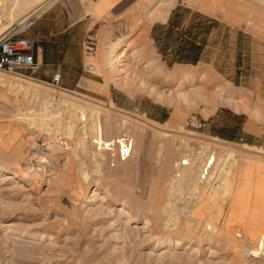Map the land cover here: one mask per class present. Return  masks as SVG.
I'll return each instance as SVG.
<instances>
[{"label":"rangeland","instance_id":"obj_1","mask_svg":"<svg viewBox=\"0 0 264 264\" xmlns=\"http://www.w3.org/2000/svg\"><path fill=\"white\" fill-rule=\"evenodd\" d=\"M140 1L47 0L42 9L32 5L5 22L0 34L34 13V25L22 35L34 39L37 67L17 76L0 73V264H264V251L249 255L257 244L244 227L254 225L255 236L264 238V0H175L170 11H190L180 22L184 37L192 24L202 23L196 34L205 44L196 64L169 63L159 54L155 38L169 14L163 23L140 21L120 35L138 18L131 8ZM41 43L54 47L60 63H42L36 48ZM115 44L134 50L131 75L107 64ZM128 57L121 65L129 64ZM24 83L35 93L16 88ZM73 102L125 122L116 130L128 144L127 157L118 151L91 156L75 136L67 137ZM207 158L214 161L204 179L200 166L189 180L182 162L203 165ZM249 173L259 190L252 199L259 202L251 199L247 209V200L234 205L227 195L239 179L244 181L238 186H245ZM223 184L228 191L219 189L212 203L213 188ZM106 193L116 201H100ZM235 212H248L240 214L248 222ZM206 219L212 230H204ZM146 221L149 228L141 230ZM166 237V245L153 246Z\"/></svg>","mask_w":264,"mask_h":264},{"label":"bare ground","instance_id":"obj_2","mask_svg":"<svg viewBox=\"0 0 264 264\" xmlns=\"http://www.w3.org/2000/svg\"><path fill=\"white\" fill-rule=\"evenodd\" d=\"M47 1V0H46ZM45 1V2H46ZM44 2V1H43ZM42 1H40V0H0V7L2 8V10L5 12V13H3V23L1 22L0 23V33L4 30V28H5V22L6 21H8V20H12L14 17H18L19 15H21L26 9H28L30 6H34L33 8L34 9H37V10H40V9H42L45 5H46V3L44 2L43 3ZM174 2H175V0H141L138 4H136V6L132 9L131 8V14H132V16H133V18H136V16H138V18L135 20V21H133V22H131V24H130V26L128 27H126V29L124 28V29H121V30H119V32H120V35H125V34H128V33H131V30L133 29V28H135L138 24H139V22L140 21H142V22H144V23H153V22H161V23H163V22H165V20H166V18H167V16H168V14H169V11H170V9L172 8V6H173V4H174ZM135 5V4H134ZM30 8H32V7H30ZM130 9V8H129ZM1 10V9H0ZM2 11V12H3ZM128 13H129V11H128ZM127 13V14H128ZM126 14V13H125ZM131 14H128V15H131ZM124 15V14H123ZM127 15V16H128ZM136 15V16H135ZM1 16V17H2ZM135 16V17H134ZM1 17H0V19H1ZM24 17V16H23ZM125 18H127V17H125ZM129 18H130V16H129ZM132 18V19H133ZM122 19H124V18H122ZM131 19V20H132ZM125 21L126 20H129L128 18L127 19H124ZM134 20V19H133ZM130 21V20H129ZM121 22V21H120ZM127 22V21H126ZM141 22V23H142ZM124 23V22H123ZM123 23H120V24H123ZM129 23V22H128ZM126 24V23H125ZM122 26V25H121ZM125 27V26H124ZM133 27V28H132ZM120 28V27H119ZM118 30V29H117ZM119 35V36H120ZM126 37V36H125ZM115 38V37H114ZM121 38H123V37H121ZM115 42H117V41H115ZM113 43V42H112ZM119 43V42H118ZM133 43V42H132ZM132 46V45H131ZM129 47H130V45H129ZM127 53H129V57L127 58L130 62H129V64L127 63V65L126 66H123V65H121V63L122 62H125V54H127ZM105 56V55H104ZM93 56L92 55H89L88 56V60L90 61V62H93L94 60H93ZM135 58H137V56H135V52H134V50H128V49H126L125 47H124V45L122 46V45H117V44H115L114 45V47H113V49H112V51H111V55H110V57L108 58V63L107 64H109L110 66H111V64L113 65V64H116V67H124L123 69H118L117 70V72L118 73H123V74H127V73H133V72H131V68L129 67L130 66V64H131V60L132 59H134L135 60ZM95 59V58H94ZM107 62V61H106ZM95 64V63H94ZM93 64V65H94ZM105 65V64H104ZM133 66H135L134 64H133ZM115 67V66H114ZM111 68V67H110ZM113 68V67H112ZM115 69V68H114ZM113 72H115L116 73V70H114ZM128 74V75H129ZM131 75V74H130ZM20 81V80H19ZM28 83V82H27ZM25 84V83H24ZM18 87H17V86ZM15 86H16V88H19V90L20 89H22L23 91H25V92H28V91H32L33 93H35V89H34V87L33 86H29V85H26L25 84V86H22V85H20V84H16ZM10 87V86H9ZM17 92V91H16ZM44 94V93H43ZM36 95V94H35ZM34 95V96H35ZM36 97V96H35ZM35 97H33L34 99H35ZM64 97V96H63ZM32 98V97H31ZM47 99V98H46ZM69 99V98H68ZM40 101H42L41 99H40ZM44 102H45V100H44ZM33 103V102H32ZM46 103V102H45ZM62 103V102H61ZM41 104L44 106V103L43 102H41ZM40 104V105H41ZM47 105V104H46ZM90 105V104H89ZM43 106H42V108H43ZM40 108H41V106H40ZM69 108H71V112H69V114L67 115V122H65L66 124H64V125H66L65 126V130H66V135H67V137H70V138H74V137H71V136H75L76 138H77V144L79 145V147H80V150L83 152V153H85V152H87V151H90V155L91 156H97V157H99V158H101L103 155H106L107 154V152H110L111 154L112 153H115V152H117L118 151V155H120V156H122V157H127V155H128V144L126 143V140L123 138V136H119L118 135V132H117V130H116V128L118 127V129L119 128H122L123 126H125V122H123V121H121V122H118V121H113V120H111V118L109 117V115L108 114H106V113H103L102 114V112H100V110L98 109V108H95V106H83V105H79V104H76V103H71V105H70V107ZM43 110H46V109H43ZM66 110V109H65ZM68 110V109H67ZM104 112V111H103ZM63 113V112H62ZM59 114V113H58ZM102 116V119L100 118ZM43 117V116H42ZM46 117V116H45ZM50 118V117H49ZM53 119V118H52ZM52 119H50V120H52ZM57 119V118H56ZM61 119H63L62 117H61ZM114 119V118H113ZM57 120H55V122H56ZM39 124V123H38ZM42 124V123H41ZM62 124V123H61ZM48 125V124H47ZM52 125V124H51ZM43 127H45L46 125L44 124V122H43V125H42ZM41 126V127H42ZM57 126V125H56ZM42 127V128H43ZM47 128V127H46ZM61 128H63V127H61ZM130 128V126H128L127 125V127H125V134L127 135L126 137H127V140H128V142H129V140H130V137H131V130L129 129ZM64 130V131H65ZM124 134V133H123ZM124 134V135H125ZM54 139V138H53ZM68 139V138H67ZM56 140V139H55ZM55 140H54V142H55ZM71 140V139H70ZM131 142H132V140H131ZM55 145H56V142H55ZM57 146V145H56ZM49 147H51V145L49 146ZM76 147V146H75ZM50 149H52V151L53 150H57V147H51ZM60 149H62V148H60ZM60 151V150H59ZM75 153V152H74ZM87 154V153H86ZM34 155V154H33ZM115 155V154H114ZM29 158V157H28ZM122 160H124V158H122ZM210 159L209 158H207L205 161H204V163H203V165H201V162H198V160L197 159H189L188 161H183L182 162V165H184L185 167H183V172H184V174L185 175H187V177H188V179L189 180H191L192 181V179H194V176H195V169H197L198 167H200L201 166V168H200V173H198L199 175L198 176H200L201 178H203L204 179V175H203V171L205 170L207 173H208V169H207V166L210 168V166H212L213 165V161H214V159H211V161H209ZM243 160V159H242ZM246 160V159H245ZM94 161V160H93ZM236 161V160H235ZM250 161H253V160H250ZM260 161V160H259ZM257 162V161H256ZM200 164V165H199ZM222 164V163H221ZM248 164V163H247ZM254 165V164H253ZM245 166H246V164H245ZM262 166H264V165H262ZM248 167H251V166H248ZM259 167V166H258ZM260 167H261V162H260ZM259 167V168H260ZM262 168V167H261ZM182 169V168H181ZM228 170V169H227ZM249 170V169H248ZM259 170H261V169H259ZM220 171V170H219ZM224 171V170H223ZM245 173L247 172L246 170L244 171ZM250 172V171H249ZM252 172H253V170H252ZM2 173H4V170L3 169H0V175L2 174ZM197 173V172H196ZM220 173V172H219ZM225 173V172H224ZM227 173H228V171H227ZM255 173V172H254ZM256 174H257V172H256ZM262 174V173H261ZM15 175V174H14ZM208 175V174H207ZM225 175L227 176V174L225 173ZM260 175V174H259ZM205 176H206V174H205ZM210 176V175H209ZM225 176V177H226ZM233 176V175H232ZM232 176H230L231 178H233ZM254 176H255V174H254ZM261 176V175H260ZM262 176H264V174H262ZM15 177V176H14ZM17 177V176H16ZM184 177V176H183ZM220 177H222V176H220ZM243 177H245L244 179H245V186L244 185H240L241 187H239L238 185L240 184V182L242 183V181L241 180H243V178L240 180L239 179V184H238V182L236 183V185H234L233 184V186H236V187H233L232 185V187L234 188L233 190L230 188V182H229V180H230V178L228 177L227 179H229L228 180V182L230 183L229 184V189H231L233 192L231 193V191H230V195H227V196H230L231 197V194H232V198H231V203L232 204H234V205H236V204H238L241 200H243L244 199V201L245 200H247L248 201V203L247 204H245L246 206H247V209H248V207H250L249 206V203H250V200L252 199V196H253V193L252 192H254L255 193V191L256 190H258V185L257 186H252V179H251V177H253V176H250V173L249 174H247V177L246 176H244L243 175ZM259 176H257V179L256 180H258V182H259V178H258ZM218 178H219V175H218ZM240 178V177H239ZM181 179V178H180ZM197 179V178H196ZM207 179V178H206ZM205 179V180H206ZM234 179H235V177L231 180V182H233L234 181ZM262 179H264V177H261V181H262ZM236 180H237V178H236ZM256 180H255V182H256ZM181 181V180H180ZM207 181V180H206ZM217 181H219V180H216L215 182H217ZM222 181V180H221ZM244 181V180H243ZM254 182V181H253ZM258 182H256V183H258ZM222 183V182H221ZM244 183V182H243ZM212 184V183H211ZM228 184V183H227ZM255 183H253V185H254ZM171 185V184H170ZM259 185H260V182H259ZM261 185L262 186H264V182H261ZM94 186H99V184H98V182L96 181L95 182V184H94ZM206 186V185H205ZM221 185H218V187L216 186V187H214L213 188V194L214 195H211V194H207V195H211L209 198L212 200V203H213V197H215V193H217V191L219 190V189H221V192L222 193H226L227 191H228V189H227V186H226V184L224 185H222L221 187H220ZM242 186H244V189L242 188ZM180 187V186H179ZM211 186H209V188H207L208 190H210L211 188H210ZM220 187V188H219ZM164 188V187H163ZM261 188H264V187H261ZM260 188V189H261ZM195 189V188H194ZM203 189V188H202ZM69 190V189H68ZM86 190H87V188H86ZM204 190V189H203ZM170 191V190H169ZM212 191V190H211ZM208 192V191H207ZM219 192H220V190H219ZM258 192V193H257ZM261 192H262V190L260 191V194H261ZM168 194L170 193V192H167ZM256 193H257V195L259 194V190L258 191H256ZM217 194H219V193H217ZM227 194H229V193H227ZM252 194V195H251ZM226 195V194H225ZM256 195V194H255ZM261 195H264V194H261ZM216 197H217V195H216ZM219 197V196H218ZM223 197V196H222ZM255 197V196H254ZM259 197H260V195H259ZM195 198V197H194ZM256 198H258L257 196H256ZM217 198H214V200H216ZM224 199V198H223ZM230 199V198H229ZM228 199V200H229ZM259 199V198H258ZM252 200H256L257 201V199H252ZM251 200V201H252ZM260 200H261V197H260ZM100 201H102V202H106V201H109L110 203H113L114 201H116V199L114 198V196H108V194L106 193V194H104V195H102L101 196V198H100ZM119 201H120V205L121 206H126V207H131V202H129L128 200H126V199H119ZM210 201V200H209ZM243 201V202H244ZM262 201V200H261ZM261 201H260V204H261ZM211 202V201H210ZM209 202V203H210ZM224 202V201H223ZM257 202H259V200L257 201ZM212 203H211V205H212ZM231 203H229V204H231ZM236 203V204H235ZM252 203V202H251ZM219 204V203H218ZM217 204V205H218ZM243 204V203H242ZM210 205V204H209ZM217 205H212L211 206V208H213V207H216ZM244 205V206H245ZM219 206H220V204H219ZM240 206V205H239ZM238 206V207H239ZM134 207V206H133ZM196 207V206H195ZM201 207V206H200ZM208 207V206H207ZM211 208H210V210H211ZM232 208H235V207H232ZM246 208V207H245ZM261 208V207H260ZM260 208H258V209H260ZM208 209V208H207ZM218 209V208H217ZM241 209V208H240ZM252 209H253V207H252ZM255 209H257V208H255ZM258 209H257V211L256 210H254V211H256V212H258ZM205 210H206V208H205ZM212 210H214V209H212ZM230 209H228V211H229ZM234 210V209H233ZM238 210V209H237ZM262 211H264V209H261ZM199 211V210H198ZM203 211V210H202ZM218 211V210H217ZM217 211H215V213L217 212ZM221 211V209H219V212ZM241 211H242V209H241ZM244 211V210H243ZM242 211V212H243ZM230 212V211H229ZM228 212V213H229ZM237 212V211H236ZM235 212V213H236ZM245 212V211H244ZM249 212H251V211H249ZM186 213V212H185ZM214 213V212H213ZM213 213H212V216H213ZM214 213V214H215ZM234 213V214H235ZM246 213H248V212H246ZM246 213L244 214V213H240L241 215H246ZM252 214H253V210H252V212H251ZM192 214V213H191ZM204 214H206V213H204ZM217 214H218V212H217ZM216 214V215H217ZM220 214V213H219ZM227 214V213H226ZM236 214H238V213H236ZM240 214H238V215H240ZM251 214V215H252ZM261 214H264V213H261ZM228 215V214H227ZM236 216L237 218L238 217H242L241 215L240 216ZM220 216V215H219ZM232 216V215H231ZM231 216L229 217L230 218V222H231ZM259 216H260V214H259ZM209 217V216H208ZM213 217H215V215L213 216ZM244 217V216H243ZM243 217L241 218L242 220H241V223L242 222H244L243 221ZM257 217H258V215H257ZM200 218V217H199ZM204 218V217H203ZM217 218H219V217H217ZM216 218V219H217ZM224 218V217H223ZM226 218H227V216H226ZM232 218H233V216H232ZM236 218V219H237ZM250 219H251V217H249ZM252 218H254V217H252ZM261 218V217H260ZM128 219H132L131 221H134L135 220V218H133V217H131V216H129L128 217ZM211 219V218H210ZM236 219H234V220H236ZM238 219H240V218H238ZM248 219V218H247ZM222 220V219H221ZM224 220V219H223ZM222 220V221H223ZM229 220V219H228ZM233 220V221H234ZM244 220H245V218H244ZM212 221H213V218H212ZM238 221H240V220H238ZM262 221H264V219H262ZM128 222V221H127ZM205 222H207L206 224H205V229L204 230H206V229H209V230H212L213 229V223H211V221L210 222H208V220L206 219V221ZM204 222V223H205ZM213 222H215V219H214V221ZM225 222H226V219H225ZM246 222H248V220H246ZM246 222H244L245 224H246ZM255 222V221H254ZM258 222H260V221H258ZM235 223V222H234ZM262 222H260V224H261ZM226 223H224V225H225ZM237 224V223H236ZM244 224V225H245ZM254 224H256V223H254ZM214 225H216V224H214ZM223 225V228L225 227V226H229V224L227 223L225 226ZM241 224H239V226H240ZM257 225H259V224H257ZM204 226V225H203ZM220 226H222V224L220 225ZM228 226H227V228H228ZM237 225H234V227H236ZM254 226V225H253ZM251 224H247V225H245L244 227H247V229H249V231L252 233H250V235H248V234H246L247 236H248V239H250L252 242L253 241H256V244H257V249H252V250H250V252H249V255L252 257V258H256L257 257V254H258V252H262V251H264V238H261L260 236H258V237H256L255 236V229L256 228H254ZM262 226H264V225H262ZM243 227V228H244ZM260 226H258V228H259ZM149 228V224H148V221H146L145 223H144V227L141 229V230H146V229H148ZM204 228V227H203ZM214 228H215V226H214ZM226 228V227H225ZM224 228V229H225ZM229 228H230V226H229ZM238 228V227H237ZM240 228H242V227H240ZM262 228H264V227H262ZM261 228V229H262ZM232 229V228H231ZM260 229V228H259ZM219 230H222V229H218L217 230V232L219 231ZM228 230V229H227ZM226 230V231H227ZM262 230H264V229H262ZM229 231V230H228ZM232 231H234V230H232ZM245 231V230H244ZM248 231V232H249ZM208 232V231H207ZM212 232V231H211ZM211 232H209V234L211 233ZM213 232H215V231H213ZM216 232V233H217ZM221 232V231H220ZM223 232V231H222ZM225 232V231H224ZM230 232L231 231H229V233L228 234H230ZM234 233V232H233ZM259 233H260V231H259ZM262 233H264V231H262ZM225 234V233H224ZM20 235V237H23V238H35V236H33V234H25V233H20L19 234ZM230 235H232V234H230ZM260 235V234H259ZM262 235V234H261ZM215 236V235H214ZM224 236H226V235H224ZM229 238V237H228ZM232 238H234V237H232ZM226 239H227V237H226ZM247 239V240H248ZM169 240H171L169 237H166V238H163V239H159V240H155L154 242H153V246L154 247H163L164 245H166L168 242H169ZM236 240V239H235ZM19 241H21V240H19ZM230 241V240H229ZM231 242V241H230ZM233 242V241H232ZM180 243H179V240L177 239V240H175V246L174 247H177V245H179ZM229 249H231V248H229ZM240 250V249H239ZM244 251V250H243ZM249 251V250H248ZM246 255V254H245ZM249 264V263H248ZM256 264V263H255Z\"/></svg>","mask_w":264,"mask_h":264},{"label":"trees","instance_id":"obj_3","mask_svg":"<svg viewBox=\"0 0 264 264\" xmlns=\"http://www.w3.org/2000/svg\"><path fill=\"white\" fill-rule=\"evenodd\" d=\"M190 12L188 9L176 7L170 11L162 35L155 38L159 54L169 63L196 64L202 59L204 39L199 40L196 31L201 28V22L190 26L189 31L184 32L180 28L183 13ZM193 17L202 20L205 17L194 13Z\"/></svg>","mask_w":264,"mask_h":264},{"label":"built area","instance_id":"obj_4","mask_svg":"<svg viewBox=\"0 0 264 264\" xmlns=\"http://www.w3.org/2000/svg\"><path fill=\"white\" fill-rule=\"evenodd\" d=\"M35 23L34 13L11 24L0 34V73L17 76L37 67L34 39L23 36Z\"/></svg>","mask_w":264,"mask_h":264},{"label":"crops","instance_id":"obj_5","mask_svg":"<svg viewBox=\"0 0 264 264\" xmlns=\"http://www.w3.org/2000/svg\"><path fill=\"white\" fill-rule=\"evenodd\" d=\"M38 54L44 64H57L60 63V55L51 51L54 47L49 43H41L36 45ZM57 52V51H56Z\"/></svg>","mask_w":264,"mask_h":264}]
</instances>
